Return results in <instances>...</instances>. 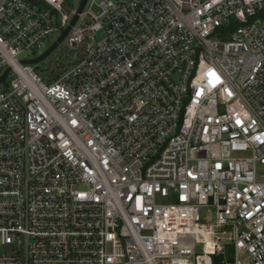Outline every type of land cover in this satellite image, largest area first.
Segmentation results:
<instances>
[{
  "label": "built area",
  "instance_id": "2783aa9c",
  "mask_svg": "<svg viewBox=\"0 0 264 264\" xmlns=\"http://www.w3.org/2000/svg\"><path fill=\"white\" fill-rule=\"evenodd\" d=\"M73 7L0 0V264H264V0H88L47 82Z\"/></svg>",
  "mask_w": 264,
  "mask_h": 264
},
{
  "label": "rangeland",
  "instance_id": "374dc122",
  "mask_svg": "<svg viewBox=\"0 0 264 264\" xmlns=\"http://www.w3.org/2000/svg\"><path fill=\"white\" fill-rule=\"evenodd\" d=\"M80 3V0H74V7L73 10L78 8ZM92 9L95 12L99 11V8L96 5L92 6ZM89 17H82L80 18L78 25L83 26L85 22L89 21ZM60 33L57 32L54 35L50 36L47 40L44 48L39 52L41 54L48 46H50L58 37ZM91 34L87 33V36H90ZM97 40H100L104 36V32H96L94 33ZM87 44H82L79 48L69 45L68 40L65 39L55 51H53L46 59L34 64V69L42 76V78L47 81L51 82L49 80L50 77L54 76L55 74H59L72 65H74L80 58H82L87 49ZM22 58L28 57L27 53H24L21 55ZM205 212V210H203ZM218 264H226L225 262H222V259L217 261Z\"/></svg>",
  "mask_w": 264,
  "mask_h": 264
},
{
  "label": "water",
  "instance_id": "95a60500",
  "mask_svg": "<svg viewBox=\"0 0 264 264\" xmlns=\"http://www.w3.org/2000/svg\"><path fill=\"white\" fill-rule=\"evenodd\" d=\"M88 3V0H81L79 3L78 8L76 9L70 23L68 24V26L60 33L59 37L50 45L46 48V50H44L41 54L35 56V57H30V58H26L24 60H22L23 63L25 64H31L34 65L44 59H46L53 51H55L57 49V47L66 39L68 33L73 29V27L77 24V22L79 21L86 5ZM11 70V68H7L5 73L0 76V83H5L8 73Z\"/></svg>",
  "mask_w": 264,
  "mask_h": 264
},
{
  "label": "trees",
  "instance_id": "16d2710c",
  "mask_svg": "<svg viewBox=\"0 0 264 264\" xmlns=\"http://www.w3.org/2000/svg\"><path fill=\"white\" fill-rule=\"evenodd\" d=\"M60 74V73H59ZM59 74H57V75H59ZM50 80V79H49Z\"/></svg>",
  "mask_w": 264,
  "mask_h": 264
},
{
  "label": "snow or ice",
  "instance_id": "6c2138e0",
  "mask_svg": "<svg viewBox=\"0 0 264 264\" xmlns=\"http://www.w3.org/2000/svg\"><path fill=\"white\" fill-rule=\"evenodd\" d=\"M240 121H238V123H239Z\"/></svg>",
  "mask_w": 264,
  "mask_h": 264
}]
</instances>
